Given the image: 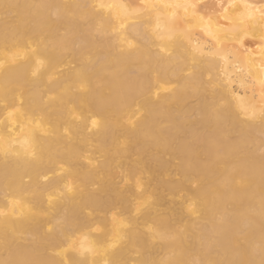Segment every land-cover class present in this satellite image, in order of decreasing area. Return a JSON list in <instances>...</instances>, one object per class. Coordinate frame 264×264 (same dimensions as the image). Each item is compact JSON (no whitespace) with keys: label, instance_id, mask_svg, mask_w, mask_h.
<instances>
[{"label":"bare ground","instance_id":"6f19581e","mask_svg":"<svg viewBox=\"0 0 264 264\" xmlns=\"http://www.w3.org/2000/svg\"><path fill=\"white\" fill-rule=\"evenodd\" d=\"M131 2L0 0V264H264V0Z\"/></svg>","mask_w":264,"mask_h":264},{"label":"rangeland","instance_id":"374dc122","mask_svg":"<svg viewBox=\"0 0 264 264\" xmlns=\"http://www.w3.org/2000/svg\"><path fill=\"white\" fill-rule=\"evenodd\" d=\"M107 1H109V0H107ZM125 1L128 3V11H129V12L126 13V14H124V15H122L121 17H122V18L124 17V18H126V19H128V17H130L127 21L130 22V25L132 24V26H133L134 24H135L134 26H139L138 24L142 25L143 23H145V24H143L144 27H146L147 29H149V28L152 29V28H151L152 24H151L150 22L148 23V20L146 21V20L144 19L145 17H141V18H140V15H139V17H138L137 14H135V9H136L137 7H139V3H134V4H133V3L131 2V0H130V2H129V0H125ZM139 2H140V1H139ZM106 3H107V2H106ZM108 3L110 4V2H108ZM111 3H112V2H111ZM89 4L91 5V3H88V4L86 5V7H87ZM132 4H133V5H132ZM93 5L96 6L95 3H93ZM137 5H138V6H137ZM129 6H130V7H129ZM89 7H90V6H89ZM138 9H139V8H137L136 11H137ZM130 10H131V11L134 10V12L132 11L133 13H131ZM120 15H121V14H120ZM129 15H132V16H129ZM137 17H138V18H137ZM139 18L142 19V20H140ZM146 19H147V18H146ZM143 20L146 21V22H143ZM138 21H141L142 23H141V22H138ZM132 22H134V24H133ZM134 26H133V27H134ZM143 40H144V39H143ZM143 40H142V41H143ZM259 45H260V44H259ZM154 48H155V47H154ZM186 68H187V67H186ZM187 70H189V69L187 68ZM193 71H194L195 73H197V72H196L197 69H196V71L193 69ZM206 78H207V77H206ZM205 86H206V85H205ZM206 87H207V86H206ZM206 92H208V90H206ZM244 95H245V96H249V95H250V92L247 91V93H245ZM192 102L195 103L196 101L194 100V101H192ZM192 102H191V103H192Z\"/></svg>","mask_w":264,"mask_h":264}]
</instances>
